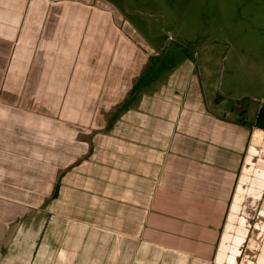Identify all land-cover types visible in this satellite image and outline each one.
<instances>
[{
	"label": "crops",
	"instance_id": "obj_1",
	"mask_svg": "<svg viewBox=\"0 0 264 264\" xmlns=\"http://www.w3.org/2000/svg\"><path fill=\"white\" fill-rule=\"evenodd\" d=\"M119 1L0 0V264H264V0Z\"/></svg>",
	"mask_w": 264,
	"mask_h": 264
},
{
	"label": "rangeland",
	"instance_id": "obj_2",
	"mask_svg": "<svg viewBox=\"0 0 264 264\" xmlns=\"http://www.w3.org/2000/svg\"><path fill=\"white\" fill-rule=\"evenodd\" d=\"M117 2L120 3L119 0H115ZM121 3L123 4V1H121ZM136 6V5H135ZM139 8V11H135L136 13H131L128 14L127 16L130 19H134L137 23H141V28H142V34L143 36H145V38L149 41H153L155 43H161L163 42L165 39H167V41H169V33L172 34L173 37H176L174 35V33L170 32L169 28H165L164 24H165V20L164 17H161L160 15H156L153 12L150 11L149 7L144 5V7H147L146 10L140 9V6H137ZM139 12V13H138ZM192 17L189 16H184L183 20L184 23L179 22L180 24H182V29L180 31V33H178L176 40H180L181 42H184L185 44H187V46L193 50L195 47L198 49L201 47V49H199V51H204V49L211 45L212 43L210 42L211 40H213L214 38H218L221 36V32H219L220 28H216L214 27L216 24L213 23L212 27H214L213 29H206L204 31H200V32H193L192 28L189 24V22H194L193 20L191 21ZM155 25H157L159 27V29L161 27H163V31L159 33V35H157V38L153 39L152 37V32L151 30H149L150 28H153L154 30L156 29ZM196 29L200 30L202 29V22L199 20V17H195V25ZM169 29V30H168ZM257 35V34H256ZM260 39V37H259ZM173 40V39H172ZM168 43V42H167ZM209 49V48H208ZM207 50V48H206ZM219 72L218 74L212 79L213 83L218 84L219 81ZM230 105H233V108H236V103L233 101H230ZM261 111V110H260ZM264 124V122H263Z\"/></svg>",
	"mask_w": 264,
	"mask_h": 264
},
{
	"label": "trees",
	"instance_id": "obj_3",
	"mask_svg": "<svg viewBox=\"0 0 264 264\" xmlns=\"http://www.w3.org/2000/svg\"><path fill=\"white\" fill-rule=\"evenodd\" d=\"M260 118V119H264V110H261L257 116V119Z\"/></svg>",
	"mask_w": 264,
	"mask_h": 264
}]
</instances>
